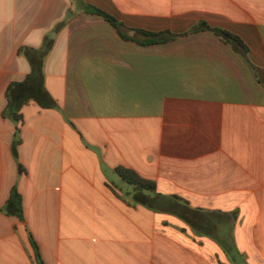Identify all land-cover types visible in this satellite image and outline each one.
<instances>
[{
  "label": "crops",
  "instance_id": "0c3cea01",
  "mask_svg": "<svg viewBox=\"0 0 264 264\" xmlns=\"http://www.w3.org/2000/svg\"><path fill=\"white\" fill-rule=\"evenodd\" d=\"M85 5L141 41L128 29L205 21L238 36L247 62L207 31L123 40ZM44 47L55 107L30 100L15 124L6 89ZM117 167L199 197L187 205L210 218L151 209ZM14 186L23 220L2 211ZM28 232L44 264H264V0H0V264H37Z\"/></svg>",
  "mask_w": 264,
  "mask_h": 264
},
{
  "label": "trees",
  "instance_id": "16d2710c",
  "mask_svg": "<svg viewBox=\"0 0 264 264\" xmlns=\"http://www.w3.org/2000/svg\"><path fill=\"white\" fill-rule=\"evenodd\" d=\"M84 12L103 18L118 32L123 40H131L136 44L144 46L172 42L177 38L200 31L211 32L214 35L218 36L223 43L230 45L236 52L240 53L242 59L247 62V58L245 56L247 53V49L238 36L230 33L227 30L211 27L205 21L197 22L196 25L192 26L190 29L182 33H171L168 30L147 31L142 29H128L130 31H133L135 34L143 36L144 40L141 41L136 39L135 37L126 36L123 33V30L126 29L125 26L108 12L92 5H85ZM46 50L47 48L44 47L42 48V50L35 51V53L29 57L31 66L30 73L22 82H12L6 89L7 104L3 112V116L9 118L15 124H17L21 119L20 109L22 105L26 104L30 100L35 101L40 107L43 108L55 107L54 100L44 86L42 60L46 54ZM19 51L24 53L26 50L21 48L19 49ZM20 142L21 139L19 137V129L16 128L14 139L12 142V154L14 155L15 159H17L16 147L20 144ZM17 165L18 170L22 171V165L20 163H18ZM115 171L123 181L135 187L137 190H145L151 192V205H153V203L158 204L157 207L151 206V209L158 210L157 208L161 207L168 208V212H172L181 217L183 216L184 219H192L198 215L203 218V214L194 209H191L186 202H181L177 197L167 198L166 196L158 194L156 192V184L153 181L143 179L139 177L134 171L123 167H117ZM158 198H161L162 201L158 202ZM175 205H181L185 207L186 212L182 213L179 211H175ZM2 211L8 215L16 216L19 220H23L22 198L15 186L11 189L9 198L2 207ZM28 236L30 244L36 256L37 264H44L40 258L38 246L29 232Z\"/></svg>",
  "mask_w": 264,
  "mask_h": 264
},
{
  "label": "rangeland",
  "instance_id": "374dc122",
  "mask_svg": "<svg viewBox=\"0 0 264 264\" xmlns=\"http://www.w3.org/2000/svg\"><path fill=\"white\" fill-rule=\"evenodd\" d=\"M183 198V197H182ZM199 197H191V199H189L188 197H186V199L184 198V199H182L184 202H186V203H192V202H194V201H196L197 199H198ZM189 200H190V202H189ZM152 207H157L158 206V204H155V203H153V205H151ZM201 214H203V215H206L207 217H209L210 218V210L209 211H203V212H201ZM151 219H152V214H151ZM155 219H158V218H155ZM162 219H174V218H172V217H162ZM172 221H174V220H172ZM169 226H171V228H173V230H184V231H188L189 229L188 228H186V227H184V226H180V224H168ZM180 227H184V228H180Z\"/></svg>",
  "mask_w": 264,
  "mask_h": 264
}]
</instances>
